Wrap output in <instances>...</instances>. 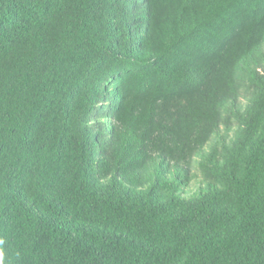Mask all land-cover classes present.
Here are the masks:
<instances>
[{
	"label": "trees",
	"instance_id": "16d2710c",
	"mask_svg": "<svg viewBox=\"0 0 264 264\" xmlns=\"http://www.w3.org/2000/svg\"><path fill=\"white\" fill-rule=\"evenodd\" d=\"M0 264H264V0H0Z\"/></svg>",
	"mask_w": 264,
	"mask_h": 264
},
{
	"label": "rangeland",
	"instance_id": "374dc122",
	"mask_svg": "<svg viewBox=\"0 0 264 264\" xmlns=\"http://www.w3.org/2000/svg\"><path fill=\"white\" fill-rule=\"evenodd\" d=\"M203 187L202 178L199 173H196L190 185L184 190V197L195 195Z\"/></svg>",
	"mask_w": 264,
	"mask_h": 264
}]
</instances>
